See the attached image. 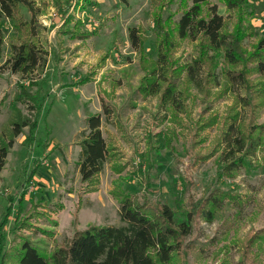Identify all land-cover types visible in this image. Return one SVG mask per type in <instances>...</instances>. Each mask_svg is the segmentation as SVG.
<instances>
[{
    "label": "rangeland",
    "instance_id": "obj_1",
    "mask_svg": "<svg viewBox=\"0 0 264 264\" xmlns=\"http://www.w3.org/2000/svg\"><path fill=\"white\" fill-rule=\"evenodd\" d=\"M32 4L33 11L21 6V13L26 21L35 18L44 64L25 76L0 67V145L11 140L0 169V219L11 208L0 230L6 238L0 264H15L20 236L49 252L88 226L122 225L120 192L153 208L166 204L177 225H189L168 264H264V73L256 72L254 56L264 35V0H211L201 7L206 14L215 5L225 19L223 31L237 38L240 64L231 68L223 51L210 50L204 39L176 36L175 23L192 0ZM76 27L89 36L76 39ZM130 29L139 34L138 49ZM3 33L0 66L15 42L7 20ZM161 51L167 60L162 88L170 81L180 89L178 111L142 88L157 80L151 72ZM198 56L204 61L202 89L180 71ZM229 68L244 70L246 91L229 83ZM93 114L100 116L110 157L86 185L77 160ZM235 114L256 143L229 170L215 143ZM20 120L29 126L12 137V123ZM213 195L214 207L208 201Z\"/></svg>",
    "mask_w": 264,
    "mask_h": 264
},
{
    "label": "trees",
    "instance_id": "obj_2",
    "mask_svg": "<svg viewBox=\"0 0 264 264\" xmlns=\"http://www.w3.org/2000/svg\"><path fill=\"white\" fill-rule=\"evenodd\" d=\"M119 1L126 2V0ZM208 1L211 0H192V4L181 13L175 23V34L180 40L204 39L210 50L223 51L226 64L230 68L235 67L240 64V58L234 48L237 38L232 39L223 31L225 19L218 13L215 5H209L207 13L202 14L201 7ZM32 5V0H0V57L4 44L5 20L11 23L15 32V42L8 44L9 55L0 67L8 69L12 74L29 75L45 62L44 52L34 39L37 26L35 18L32 16L30 21H26L21 13V6L33 11ZM226 6L228 8L227 4ZM76 23L80 25L81 22ZM77 27L72 32L76 39L82 40L89 36L88 31L82 32ZM129 38L132 47L138 49L140 38L135 29L129 30ZM160 53L159 62L151 72V76H155L157 80L153 78L142 88L147 95H159L162 106H171L178 111L184 99L181 98L180 89L170 81L162 88V84L166 83L167 60L162 56V51ZM254 56L257 60L256 72L264 73V35L256 43ZM242 66L245 68V62ZM230 68L225 72L229 83H236L240 89L246 91L249 79L244 70L234 72L235 70ZM180 71L184 73L185 79L190 84L202 89L204 61L200 56L186 62ZM243 105H249L246 98L243 99ZM238 120L237 114L228 117L215 143L221 149L218 160L229 170H233L239 165L238 162H241L238 155H250L251 148H254L256 143L247 136L242 126L244 118ZM86 124L87 133L80 142L77 169L80 181L91 185L101 172L103 163L110 157V153L100 132V116L98 114L89 116ZM26 126H29L28 120L14 121L12 137L19 135ZM10 143L11 140L0 145V169L4 165ZM113 182L116 183L115 180ZM217 198L214 195L208 198L212 207L216 205ZM117 200L122 225L88 226L84 230L74 232L64 246L55 247L49 252L32 244L25 236H20L13 251L15 264H168L171 262L182 249L181 237L189 234V225L185 223L177 225L174 222V212L166 204L153 208L123 192L117 194ZM10 209L8 206L0 219V230L4 226V221L10 216ZM206 215L209 220L210 213L206 212ZM4 241H6L4 232L0 231V251ZM1 256L3 257L4 254H0V258Z\"/></svg>",
    "mask_w": 264,
    "mask_h": 264
},
{
    "label": "built area",
    "instance_id": "obj_3",
    "mask_svg": "<svg viewBox=\"0 0 264 264\" xmlns=\"http://www.w3.org/2000/svg\"><path fill=\"white\" fill-rule=\"evenodd\" d=\"M46 164V163H45Z\"/></svg>",
    "mask_w": 264,
    "mask_h": 264
}]
</instances>
